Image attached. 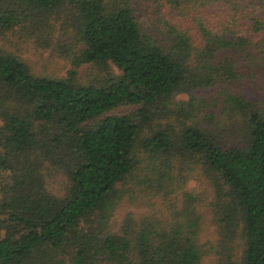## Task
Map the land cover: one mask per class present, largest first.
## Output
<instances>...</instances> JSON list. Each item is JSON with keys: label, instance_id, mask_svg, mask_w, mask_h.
<instances>
[{"label": "trees", "instance_id": "16d2710c", "mask_svg": "<svg viewBox=\"0 0 264 264\" xmlns=\"http://www.w3.org/2000/svg\"><path fill=\"white\" fill-rule=\"evenodd\" d=\"M152 2L0 0V264H264V0Z\"/></svg>", "mask_w": 264, "mask_h": 264}, {"label": "rangeland", "instance_id": "374dc122", "mask_svg": "<svg viewBox=\"0 0 264 264\" xmlns=\"http://www.w3.org/2000/svg\"><path fill=\"white\" fill-rule=\"evenodd\" d=\"M139 6H140V12H141V18H143L144 22L149 25V20H152V18H155L156 15V9L154 7V3L152 0H139ZM213 11H216L217 8H212ZM49 51L45 52V55H48ZM49 66L54 69H59L61 74H64L65 71L70 67V61L69 59H65L62 56L54 57V59H51L48 61ZM111 69L113 71H117L115 66L110 65ZM255 64H250L249 68H246L245 66L242 68V70L245 72V74L242 76V78L238 81V89H240L244 94L248 95L249 98H256L258 97L262 92V85H263V79L264 76L256 77L254 78V68ZM79 74H81L82 77L92 76L97 74L98 72H106L105 68L101 69L94 64L90 63H84L81 65L78 69ZM220 87V85H218ZM219 90L215 89L214 87H207L203 88L202 90L198 91V105L203 106L205 110L208 108H211L212 110H221L222 107V101L221 99H218L217 102L215 100V97L218 95ZM179 98L185 99L187 98V95L180 94L178 95ZM120 110H129L131 109V106H123L119 108ZM49 177L48 180L51 182V187L54 191H58L62 188V186L65 184V178L64 174L61 170L57 168L56 165H51L48 169ZM180 184V181H178ZM189 189L192 190L198 198L201 200V207L204 209L205 216L208 213V207H210L211 200L215 197L214 189L212 187V184L210 182V177L202 172L200 169L193 170V173L190 174L184 183H181L180 189ZM174 196L171 195V198ZM155 202L157 204L159 203V198H155ZM163 199L161 198V204L163 206ZM150 206L147 207V205L141 206V210L145 208H151L153 204H149ZM127 206L125 204L121 205L118 210L123 211L124 208ZM216 228L212 224L211 230L215 233V237L218 235V229L216 228V231H214L213 228ZM215 257L213 255H208L204 258V264H215Z\"/></svg>", "mask_w": 264, "mask_h": 264}]
</instances>
